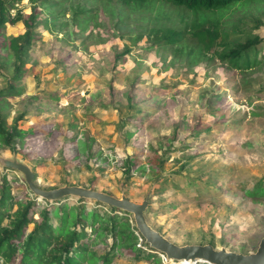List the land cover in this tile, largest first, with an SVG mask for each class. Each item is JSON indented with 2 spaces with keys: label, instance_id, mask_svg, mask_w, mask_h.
<instances>
[{
  "label": "rangeland",
  "instance_id": "rangeland-1",
  "mask_svg": "<svg viewBox=\"0 0 264 264\" xmlns=\"http://www.w3.org/2000/svg\"><path fill=\"white\" fill-rule=\"evenodd\" d=\"M39 2L33 4L36 39L25 56L27 72L14 84L23 94L7 99L9 107L1 112L23 111L21 129L49 125L59 142L74 124L70 133L99 153L87 159L86 150L79 149L71 164L57 146L46 157L32 154V160L16 153L33 168L35 183L86 187L94 181V189L113 196L123 192L135 202L146 199V221L176 244L254 251L264 235V196L251 198L246 190L264 182V0L203 14L158 0ZM30 6L21 0L9 14L18 9L27 21ZM205 19L218 21L232 44L256 41L245 68H233L216 55L188 62L184 47L159 35L164 28ZM23 31L20 21L5 25L0 57L7 37ZM0 70L2 88L11 73ZM50 93L60 97L53 101ZM137 110L146 111L143 119ZM137 127L141 143H124L125 131ZM1 149L2 156L12 153ZM130 154L139 156L142 172L122 173ZM2 175L12 194L34 197L18 172L0 168ZM34 201L43 206L41 199ZM87 206L96 207L89 200ZM132 261L121 256L111 264Z\"/></svg>",
  "mask_w": 264,
  "mask_h": 264
},
{
  "label": "trees",
  "instance_id": "trees-1",
  "mask_svg": "<svg viewBox=\"0 0 264 264\" xmlns=\"http://www.w3.org/2000/svg\"><path fill=\"white\" fill-rule=\"evenodd\" d=\"M20 1L0 0V39L2 41L5 39L1 34L5 25L20 21L24 27L21 34L7 37L4 46L6 53L0 57V68L6 71L10 68L11 73L9 81L0 88L1 150L6 148L14 154L20 153L23 158L32 160V154L46 157L57 146L60 148V156L70 164L71 160L78 158L79 149L86 150L87 159L94 155L96 158V154L99 153L98 149H92L88 143L80 141L81 136L70 133L75 127L74 124L70 125L67 133H63L64 142H59L56 136L57 131L49 125L46 129L41 127L20 129L19 122L25 115L23 111L14 112L12 116L10 111L1 112L9 107L7 99L21 94V90L14 84L21 81L23 74L27 72L24 66L25 56L28 47L36 39L33 35L36 16L33 4L43 0H29L31 6L27 21L21 19L18 9L14 14H9V9ZM119 1L125 5L132 2V0ZM158 1L185 9L193 14H203L204 12L221 11L232 5H240L251 0ZM140 3L141 0H134V4ZM185 23L180 29L164 28L159 35L168 43L177 42L181 45L180 49L184 47L188 62L216 55L217 59L232 63L233 68L247 66V53L255 48V40L248 38L242 43L232 44L224 37L225 34L216 20H192ZM125 96L127 105L132 106L131 94L127 93ZM145 112L141 110L139 114L137 110L136 117L143 119ZM138 134H141L139 127L132 131H125L124 143L139 145L141 139L138 138ZM46 135L47 138H45ZM85 137H90V135L86 133ZM132 154L122 161L123 174L130 175L135 171H143L144 166L138 161L139 156L134 158ZM160 164L161 161L157 166ZM147 166L153 168L152 164ZM30 168L35 182V172L32 167ZM63 184L70 185L68 182H63ZM93 186L94 181H90L86 187L94 189ZM246 195L251 198L264 196V182L254 183L249 190H246ZM68 198L69 196H63L57 200L41 199L43 202L41 206L36 204L34 197L27 198V192L22 195L12 194L9 182L4 175L0 176V264H111L112 259L121 256L133 260L131 264L139 262L162 264L160 255L143 242L134 227L130 214L94 201L92 205L96 207H90L87 206V200L82 198L73 197L71 203L66 202ZM12 206H14L13 209ZM53 219L56 221L55 224ZM29 224L31 228L28 230ZM138 238L141 240L139 241ZM194 264L206 263L196 262Z\"/></svg>",
  "mask_w": 264,
  "mask_h": 264
},
{
  "label": "water",
  "instance_id": "water-1",
  "mask_svg": "<svg viewBox=\"0 0 264 264\" xmlns=\"http://www.w3.org/2000/svg\"><path fill=\"white\" fill-rule=\"evenodd\" d=\"M0 168L13 170L20 174L27 190L38 199L57 200L63 196L82 198L84 200L99 202L107 207H114L131 215L133 224L143 242L168 261L182 264V261L194 264H264V235H262L254 251L247 253L218 248L209 243L203 244H176L167 239L159 231L152 228L145 218L147 207L146 199L139 202L132 201L121 192L113 196L106 192L75 184H63L50 189L39 188L33 180L30 166L18 159L14 153L9 156L0 155Z\"/></svg>",
  "mask_w": 264,
  "mask_h": 264
},
{
  "label": "crops",
  "instance_id": "crops-1",
  "mask_svg": "<svg viewBox=\"0 0 264 264\" xmlns=\"http://www.w3.org/2000/svg\"><path fill=\"white\" fill-rule=\"evenodd\" d=\"M64 93H68V91H65ZM22 91H21V94L19 95L20 97L22 96ZM53 93H50V96H51V99H53V101L54 100H56V99H58L60 96H58V98L54 95V98H53ZM19 96H16V97H19ZM14 113V112H13ZM13 113L11 112V116L13 115ZM24 117V116H23ZM9 119V118H8ZM20 123V122H19ZM18 127L20 128V125H18ZM29 128V127H28ZM28 128H26V129H28ZM21 129V128H20ZM26 129H23V130H26ZM90 135V134H89ZM162 264H164V263H162Z\"/></svg>",
  "mask_w": 264,
  "mask_h": 264
},
{
  "label": "built area",
  "instance_id": "built-area-1",
  "mask_svg": "<svg viewBox=\"0 0 264 264\" xmlns=\"http://www.w3.org/2000/svg\"><path fill=\"white\" fill-rule=\"evenodd\" d=\"M138 239H139V241L141 240L140 238H138ZM160 257H161V261H162V263L178 264V263L175 262V261H168V260H166V259L164 258V256L161 255V254H160Z\"/></svg>",
  "mask_w": 264,
  "mask_h": 264
},
{
  "label": "bare ground",
  "instance_id": "bare-ground-1",
  "mask_svg": "<svg viewBox=\"0 0 264 264\" xmlns=\"http://www.w3.org/2000/svg\"><path fill=\"white\" fill-rule=\"evenodd\" d=\"M180 263V262H179ZM184 263H190V262H187V261H182V264H184ZM191 264V263H190Z\"/></svg>",
  "mask_w": 264,
  "mask_h": 264
}]
</instances>
